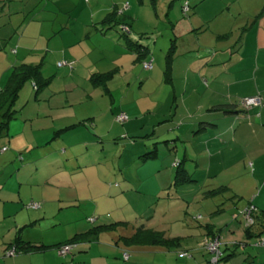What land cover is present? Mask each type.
<instances>
[{
    "label": "rangeland",
    "instance_id": "374dc122",
    "mask_svg": "<svg viewBox=\"0 0 264 264\" xmlns=\"http://www.w3.org/2000/svg\"><path fill=\"white\" fill-rule=\"evenodd\" d=\"M125 1L129 4V8L126 10V5H124L122 9H125V12L129 10L125 16L130 17L131 39L142 47H147L149 52L147 51V54L141 59H137L135 53L131 54L126 50L127 54L123 60L120 58L114 64L113 68L116 67L115 76L108 79V82L112 80L109 85L113 104L99 89H94L90 85L86 89L94 93H90L87 100L81 98L80 86H78V91L72 92V89L75 88L73 81H78L80 78L75 77L74 80L61 78L57 69H61V66L64 65H57L56 69L55 55L52 58L48 57V59H52L49 64L43 62L42 58L40 59L43 52L38 55V58L34 53L29 57L26 65H34L30 64L33 62L36 63L35 65H39L41 74L47 83L42 85L39 80L34 79L36 77L34 75L31 79H26L19 88L14 104L15 112H17L14 118L23 122L29 116L30 120L26 121L28 128L26 135L12 137L13 141L10 146L11 131L10 135L6 136L5 132L0 129V190L3 185H6L8 181L11 183L12 180L16 188H21L19 197L16 190L10 195L11 198L16 199L15 202H3V206L0 205V263L5 261L11 264V260L17 264L29 262V259H20L19 255H11L10 251L6 249V246L12 243L17 233L21 231L24 239L44 245H54L70 239L78 231L76 229L89 230L101 223L113 224V226L109 230L100 229L98 242L88 244L84 251H79L83 253H77L79 257L88 255L86 263L93 258L90 257L92 255L101 264H151L149 259L152 256L150 253H146V246L144 244L136 245L133 248V245L126 244L125 238L133 236L140 230V227L153 229L156 232L166 231V235H168L169 231L171 233L185 231L184 229L190 225V228L202 232L204 225L212 217V213L222 206L218 205L222 201H229L227 199L231 198L229 194L232 191L215 198H204V192L213 187L218 188L224 183L236 186V183L241 179L244 182L250 181L245 179L246 173L252 170L248 165L251 161L250 158H247L248 160L245 163L242 162L237 168L238 172L243 175L242 178H237L238 181H235L231 173L224 170L219 171L220 175L216 178L217 180L205 179L201 172L202 165L195 169L190 167V175L195 172L192 178L196 181L190 183L192 190L188 195L187 192L185 194L171 184L175 172L173 167L175 156L172 153L173 145L170 140L158 144V150L162 151L163 147H166L165 155H169L164 158L159 152L158 161L167 166L166 170H163L159 175L155 176L153 165L141 167L140 161L138 162L135 155H137V147L149 139L151 130L158 127L155 131L162 135L167 127H175L174 125L166 126L163 120L165 118L173 120L170 116L175 110L177 114L182 113L183 105L179 93L181 87L179 86L183 73L174 71V88L172 83L166 80L168 75L165 73V57L170 42L176 40L178 42L175 41V43L179 46L181 40L187 43L193 39L195 42H199L202 50L214 49L223 46L230 39L232 42L234 41L233 44L241 41V37L245 36L246 31L252 27L260 32L261 38L264 40V0H203L197 6L195 5L198 0H190L189 3L187 0H182L188 4L187 16L182 13L181 9L184 3L181 4V0H156L155 13L152 9L155 0H142V4H139L138 0ZM46 2V0H0V37L2 39H0V77L6 67H9L13 62L15 64V52L11 53V48L16 50L14 46L11 47L14 40L9 44L8 41L23 18L34 11L40 19L55 20V14L42 11ZM216 7L220 11H224L223 16L212 15L215 12L209 13L208 10H214ZM196 9L199 14L197 17L204 18L206 15V20L199 19L197 21L196 18H193ZM223 19L224 21H222ZM175 20H177L176 23ZM186 20L195 25L193 28L197 34L190 35V25ZM199 22L202 26L198 28ZM43 24L51 25L50 22H43ZM185 31L189 32L188 35L180 38V35H183ZM224 33H227L226 38H217V35ZM121 42L125 43L123 38H121ZM172 54L175 56L177 52L174 50ZM180 60L177 59L175 66H178ZM43 63L44 70L42 72ZM148 63L152 65L151 70H146L143 67ZM16 66H12L11 72ZM109 67L111 66L109 65ZM8 77L0 78V91L4 88ZM63 83L66 84V88L63 87ZM36 84L39 86L37 87ZM68 97L69 100L66 99ZM44 105H48L52 110H49L48 107L45 109ZM110 108H112V114L109 112ZM38 111L42 112L40 118ZM50 112L53 114L55 112L56 115L62 117L63 115L64 117L66 115L73 116L74 118L64 119L62 125L76 124L78 128L75 131L63 133L59 139L47 142L53 136L54 130L59 128L56 124L53 130L49 129L51 127V116L49 115L52 114ZM89 113H94L92 114L94 117L107 118L110 123L114 124L115 122L117 125L112 129V133L102 138H99L98 134L95 136L92 127L87 125L86 118L90 115ZM120 114L126 116L124 122L116 119ZM127 119L133 122V125L135 120L143 125L136 129V134L123 132L122 125L127 123ZM16 127L18 130L21 129L19 123H16ZM116 127L122 131L120 134L115 129ZM14 131L13 128L12 133ZM145 135H148L146 140ZM41 145L42 147H40ZM71 145H73L76 155L83 152H93L92 155H97L98 152L103 151L107 162L102 168L103 170L101 169L100 183H97L96 176L89 173L88 170L80 175L78 173L73 176L62 174L63 168L60 166H63L67 172L71 169L77 170L87 162V157L92 156L87 153L86 155L81 154L79 160L71 158L73 157L72 153L68 151V146ZM16 146L23 147V150H16ZM193 146H198V144H193ZM189 147L191 148V145ZM151 150L152 148L148 151ZM148 151L139 155L142 156ZM51 153L58 155V163L55 166L61 168L58 167L61 171V174L58 175L60 178L57 179V174L52 175L49 187L39 186L44 184L45 177H48L43 174L41 168L45 160L39 161V158ZM177 155L180 156V153ZM31 157L35 159H31ZM153 161L156 159L146 162ZM36 164H39L41 170L37 171ZM12 168L14 171L10 174ZM48 168L49 166L46 164L44 169ZM148 171L150 173L147 175ZM121 172L125 175L126 181L132 184L133 187L128 188L131 191L123 197L118 196L111 199L104 197L105 195L113 197L114 194L124 191ZM18 178L24 184L17 185ZM155 182L158 184L164 182L163 185H166V189L158 196H148L146 192L153 187ZM6 190L8 188L3 191ZM247 198H250V195ZM228 205L230 208L231 204ZM246 206L242 209H245ZM225 216L227 215L225 214ZM195 217L197 220L194 219ZM26 221H29L32 227L22 229V225ZM92 221H94L93 225ZM123 255H128L129 259L124 260ZM31 262L34 264L37 261L34 258Z\"/></svg>",
    "mask_w": 264,
    "mask_h": 264
},
{
    "label": "crops",
    "instance_id": "0c3cea01",
    "mask_svg": "<svg viewBox=\"0 0 264 264\" xmlns=\"http://www.w3.org/2000/svg\"><path fill=\"white\" fill-rule=\"evenodd\" d=\"M46 1L42 11L55 14V20L40 19V17L35 15L34 11L23 18L22 22L18 24L12 32L8 41L9 44L10 41L14 40L11 47L14 46L16 50L10 48L11 53L15 52V64H13V62L9 67H6L0 78L4 79L6 76L8 77V75L10 76L12 66L17 65L16 67H18L19 65H26L32 53L38 58V55L43 52L44 54L40 59L42 58V61L44 60L43 62L48 64L55 55L54 62H57L56 69L58 68L57 65L61 62L68 63L71 67L64 65L61 66V69H57L61 78L65 80H74L75 77L80 78L78 81H73L75 88L72 89V92L78 91V86H80L81 89L79 92L82 94L81 98L87 100L88 95L92 93L86 89L88 85L94 89H99L93 87L89 78L93 74L108 73L114 69L116 71V67L113 68V66H115L114 64H116L120 58L123 60L127 54L126 50L128 53H133L127 48L125 43L123 44V42H121L122 37L117 29L101 31V22L110 13L116 11L117 14H120L122 11V14L125 15L129 13V10L125 12V9H122V7L126 5L127 10L129 4L126 3L125 0ZM187 1L188 3L190 2V0ZM202 1L203 0H198L195 6ZM156 3L157 2H155L152 8L154 13L156 10ZM183 3L184 2L181 0V4ZM181 10L183 15L187 16L189 10L186 13L183 12V9ZM208 11L210 14L215 12L212 14L214 16L216 14L219 16L224 15V11H220L217 7L214 10ZM195 12L193 18H196L197 21H199V19L206 20V15H204V18H202V16L197 17L199 15L197 9ZM177 20H175V23ZM127 21L130 22V17H127ZM186 21H188L190 25V35L193 36L197 34L193 28L195 25H192L189 20ZM222 21H224V19ZM43 22H50L51 25L43 24ZM201 22H199V26L197 25L198 28L202 26L200 25ZM175 23L172 24L175 25ZM131 32L130 24L128 34L130 39ZM189 32L185 31L183 35H180V38L187 36ZM246 32L247 34L241 37V41L239 40L233 44L234 41L232 42L230 39L219 48H207L206 50H202L203 48L198 44L199 42H195L193 39L189 42L187 41V43L181 40L179 46L175 43L176 40H172L177 55L172 57L169 76L174 88V71L176 70L177 72L183 73L182 82L179 86L181 87L179 93L182 98V113L177 114L175 110L170 116L173 120L166 118L163 120L166 126L174 125V128L167 127L162 135H159L155 131L158 128L156 127V129L151 130L148 140H146V136L148 135H145L146 141H144V144L137 147V155H135V157L138 158V162L140 161L139 165L141 167H150L153 165L152 169L155 176L161 174L163 170H166L167 166L163 165V163L161 164V161H158L157 158L159 152L162 153V157L164 158H167L169 155H165L166 147H163L162 151L158 150V144L170 140L173 145L172 153H174L175 156L174 160H184V168L191 177L195 175V172L190 175L189 168L192 167L195 169L202 165L203 168L201 172H203L205 179L217 180L216 178L220 175L219 171L221 172L224 170L225 172L231 173L235 181H238L239 179L237 178H242L243 175L238 172L237 168L242 162L245 163L249 158L251 161H249L248 165L252 170L246 173L247 177L245 178L250 181L244 182L243 179H241V181L236 183V186L226 183L218 186V188L224 186L229 189L223 195L232 191L230 193L231 195L229 194L231 198L227 199L229 201H222L218 205L222 206L212 213V217H210L209 222L204 225L202 232L192 227L190 228V225L184 229L185 231H176L172 233L169 231L168 235H166V231H163L165 238L175 239V241L168 245V247H146V253L148 252L152 256L149 259L151 264H207L208 253L201 246V241L205 236L207 238H212L213 236L219 238L221 243L220 248L225 253V258L221 264H264V246L255 245L258 241L264 240V229L261 228V216L264 215V40L261 38L260 32L257 31V29L255 30L254 27ZM226 34L227 33L222 35L219 34L217 38L224 39L227 36ZM133 42L135 41L133 40ZM170 46L171 42L169 47ZM144 48H146V52H149L147 47ZM48 57L51 58L48 59ZM7 58L8 55L6 59ZM177 59L181 60L178 62V66H175ZM30 64L35 65L36 63L33 62ZM109 65L112 67V70H110L111 67H109ZM43 66L44 63L42 65V72L44 70ZM110 82H107L106 85L108 93H104L101 89L99 90L107 96L110 99V103L113 104L112 91L110 92L111 89L109 85ZM65 85L66 84L63 85L64 88H66ZM247 97H259L260 106H253L247 111H243L239 103L243 98ZM66 99L69 100V97ZM44 107L45 109L48 107L49 110H52L48 105H44ZM109 112L112 114V108L109 109ZM41 114L42 112L38 111L39 118ZM54 114L52 113L49 115L51 116V127L49 129L53 130L56 124H58L57 126L59 128L54 130L53 136L47 142L59 139L63 133L75 131V129L78 128L76 124L67 126L62 125L64 119L74 118L73 116L66 115L64 117L63 115L62 117ZM89 114L90 115L87 117L88 119L86 118L87 125L92 127V132L95 136L98 134L99 138L105 135L109 136L112 133V129L117 125L115 122L114 124L110 123L107 118H101L100 116L94 117L92 115L94 113ZM44 117L45 114L43 115V118ZM28 120H30L29 116L25 118L23 122L14 118L8 123V130L5 135H10L11 131L10 146L13 141L12 137L15 135L27 134L28 128L26 126V121ZM127 120V123L122 125L123 132L136 134V129L139 128L141 123L135 120V124L133 125V122H130L129 119ZM167 121L168 123H166ZM16 123L20 124L21 129L18 130ZM13 128L15 131L12 133ZM196 128L198 129L196 130ZM115 129H117L119 134L122 132L118 127ZM150 141L152 142L151 144ZM154 144L157 150L156 161H142L140 158L141 155L139 154L153 148ZM193 144H198V146H193ZM190 145L191 148L189 147ZM40 147H42V145ZM15 148L16 150H23V147L16 146ZM68 151L72 153L73 157L71 158H76V160L81 158V154H93V152H83L80 155H76L73 145L68 146ZM178 153H180V156L177 155ZM57 156L58 155L51 153L42 155L39 158V161L45 160L41 168L43 174L48 176L45 177V183L39 186L49 187L51 185L50 180L52 175L57 174L56 176H58L61 174L59 170L60 167L63 168L62 174L67 176H73L77 173L80 175V173L88 170L89 173L96 176L97 183H100L99 175L107 162V158H105L103 151L98 152L97 155L87 157V162L84 163V165L78 167L77 170L71 169L69 172H67L63 166H58L59 168L55 166L58 163ZM31 159L35 158L31 157ZM46 164L49 166L47 170L44 169ZM36 165L37 171L41 170L38 166L39 164ZM11 170L10 174H12L14 169L12 168ZM149 173L150 171L147 172V175ZM59 178L60 176H58L57 179ZM121 178L122 181H124V191L114 194L113 197L109 195H105L104 197L108 199L118 196L123 197L127 195V192L131 191L128 190V188L133 186L126 181V177L122 172ZM192 180L196 181L193 178ZM8 182L6 185H3L0 190V200H2L0 201L1 206H3V202H15L16 199L10 197L11 193L15 190L18 197L20 196L21 188H16L13 180L11 183L9 182V184ZM18 182V184L16 183L17 185L24 184L19 178ZM163 184L164 182H160V184L155 182L153 187L147 190L148 192L145 191L146 194H148V196H158V194L166 189V185ZM70 185H72V183H70ZM5 188H8V190L4 192L3 190ZM137 189L139 190V188ZM179 189L185 192V194L187 192L188 195L192 190L190 183L179 187ZM214 189H217V187L211 188V190ZM248 195H250V198H247ZM248 203L254 205L257 210L253 216L255 224L249 236L245 233L243 218L238 215L239 211ZM228 204H231L230 208ZM225 214L227 216H225ZM26 220L29 219L26 218ZM98 225L102 224L100 223ZM27 227H32L29 221L23 223L22 229H26ZM76 230L78 231H76L74 235L87 231L82 228ZM21 233L22 231L19 232L20 237L26 243L36 246H53L24 239ZM87 245L86 243H78L71 253L66 256H61L58 251L56 252L57 249L50 248L45 251L21 253L18 254V257H21L20 259H29V262L26 264H33L31 261L34 258L35 261H37L34 264H50L52 260L53 263L51 264H101V262L95 260V256L91 255L90 257L93 258L86 263L88 255L87 257H79L77 255V253H83L79 251H84ZM134 246L135 245H133V248H135ZM8 247L9 244L6 246V249ZM83 259H85V261H83ZM0 264L10 263L3 261ZM11 264L17 263L11 260Z\"/></svg>",
    "mask_w": 264,
    "mask_h": 264
},
{
    "label": "trees",
    "instance_id": "16d2710c",
    "mask_svg": "<svg viewBox=\"0 0 264 264\" xmlns=\"http://www.w3.org/2000/svg\"><path fill=\"white\" fill-rule=\"evenodd\" d=\"M156 2V0H155ZM154 2V5H155ZM139 4H142V0H138ZM102 30L101 31H107L109 29H117V31L120 33L121 37L125 41V44L127 45V48H129L133 53L137 55V59H141L146 52V48L142 47L138 42H133L129 37V29H130V24L127 21V17L121 13L117 14L116 11H113L110 13L102 22H101ZM126 27L127 31L122 30L121 27ZM221 37V36H220ZM173 42L171 41V44ZM175 50L174 45L172 44L167 52V55L165 57V73L168 75L166 77V80L171 82V78L169 76L170 70H171V63H172V57H173V52ZM151 70V69H150ZM116 71H111L108 73H103V74H93L89 79L93 87L101 89L104 93H108V88H107V82L109 81L108 79H112ZM36 75L34 78L35 80H39V83L42 85H45L47 83V80H45L41 74V68L38 65H19L14 69V71L11 72L10 76L8 77L4 88L0 91V129L3 130V132H7L8 130V123L14 119L15 117V109H14V104L17 100L18 97V92L19 88L21 87L22 83L27 79H31L32 76ZM38 87L39 85L36 84ZM242 101V100H241ZM241 101H240V106H241ZM242 107V106H241ZM243 108V107H242ZM248 109H244L243 111H247ZM198 128H196L197 130ZM157 156V150L155 147V144L153 145V148L151 151L146 152L143 154L140 158L142 161H147V160H154L156 159ZM174 177H173V182L172 185L175 188H179L181 186H184L186 184L192 183L194 180H192V177L189 176L184 168L185 161L184 160H175L174 161ZM229 189L227 187H219L214 190H209L204 192L203 197L204 198H215L217 196L223 195L226 193ZM252 207L251 211V218L253 220V224L250 225L249 227L245 226V220L241 214V212L244 210H240L238 215H240L244 222V228H245V233L247 236L251 233L253 226L255 224L253 216L256 213V208L254 205L251 203H248L246 208ZM219 211V210H218ZM257 215V214H256ZM197 220V218H194ZM95 221V220H94ZM92 221V225L94 223ZM90 222V221H89ZM91 223V222H90ZM115 225V224H114ZM113 224H102V225H97L95 227H92L91 229L87 230L86 232L79 233L71 237L70 239H67L65 242L53 245V246H43V245H31L30 243L24 242L20 234L17 233L15 236L14 240L12 243L9 244V247L7 248L8 250L14 249V255H18L21 253H30V252H38V251H45L50 248H55L60 251L62 247H69L68 253L61 255V256H66L71 253V251L76 247L78 243H86V244H91V243H97L98 242V236H99V230L103 229H111ZM261 228L264 229V215L261 216ZM140 230L136 232L133 236L125 238L126 244L130 245H145L146 247L149 246H160V247H168L172 242L175 241V239H167L164 236L163 232H156L153 229H145L144 227H140ZM213 236L212 238H214ZM204 239H211L207 238L206 236L202 239L201 243L203 242ZM237 245V244H235ZM221 246V245H220ZM221 249V248H220ZM221 262L225 258V253L223 250H221ZM209 260V255L207 262Z\"/></svg>",
    "mask_w": 264,
    "mask_h": 264
},
{
    "label": "built area",
    "instance_id": "2783aa9c",
    "mask_svg": "<svg viewBox=\"0 0 264 264\" xmlns=\"http://www.w3.org/2000/svg\"><path fill=\"white\" fill-rule=\"evenodd\" d=\"M182 9H183L184 13H186L189 10L188 4L186 2L184 3V6ZM121 28H122V30L127 31V28L125 26L121 27ZM58 65L60 66V65H70V64L63 63V64H58ZM143 67L146 70H150L152 68V65H151V63H148V64H144ZM257 105H260V98L259 97H247V98H243L241 101V106L244 109H249V108H251L253 106H257ZM116 119L120 122H124L126 120V116L120 114V115H118V117ZM252 209L253 208L250 206L249 208H245L241 212V214L245 220V226H247V227H249L250 225L253 224V220L251 218ZM255 245L264 246V240L258 241ZM201 246L206 250V252L210 256L207 264H221L220 257L222 255V253H221L220 241H219L218 237H214L211 239H204L203 242L201 243ZM69 249H70L69 247H62L60 249L59 253L61 255H64V254L68 253ZM9 251H10L11 255L14 254V249H11ZM123 258H124V260H127L128 255H123Z\"/></svg>",
    "mask_w": 264,
    "mask_h": 264
}]
</instances>
